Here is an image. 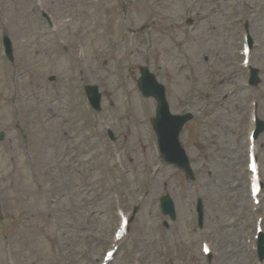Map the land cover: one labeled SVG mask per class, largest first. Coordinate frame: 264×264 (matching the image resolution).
Instances as JSON below:
<instances>
[{"label":"rangeland","instance_id":"374dc122","mask_svg":"<svg viewBox=\"0 0 264 264\" xmlns=\"http://www.w3.org/2000/svg\"><path fill=\"white\" fill-rule=\"evenodd\" d=\"M39 1L0 0V132L5 133L0 264L100 263L115 244L120 207L133 220L110 264H135L138 258L141 264H259L254 251L243 250L250 248L247 235L223 225L246 210L245 193L232 186L243 178L249 188L245 169L252 127L250 115L246 120L242 114L245 107L250 114V93L244 88L248 72L236 66L243 65L242 45L236 49L238 42L225 28L232 0H140V8L131 7V23L146 25L136 57L125 50L122 32L112 38L117 44L112 50L98 29L99 16L83 15L76 0H44L43 9L55 17L56 31H50ZM257 1L249 0L251 9L256 7L249 18L242 15L253 20L249 29L258 44L250 60L261 71L254 96L264 92V26L257 20L264 6ZM125 2L131 3L105 0L103 9L111 14ZM188 3L206 19L185 36L174 23L184 17ZM240 26L243 30L244 23ZM4 34L14 45V65L1 52ZM180 38L184 48H176ZM154 39L169 55L160 61L162 71L150 50ZM143 66L166 86L172 111L187 104L195 113L181 136L197 177L193 182L177 167L159 163L150 125L157 104L138 88ZM85 84L99 86V111L87 105ZM207 89H216L215 95H206ZM208 102L213 113L203 116ZM260 105L264 116V99ZM108 128L115 134L113 143ZM256 149L263 176L264 134ZM167 194L175 201V221L160 209ZM197 197L205 204L203 229L196 225ZM250 221L248 238L254 237L252 212ZM204 240L211 246V261L203 252Z\"/></svg>","mask_w":264,"mask_h":264},{"label":"water","instance_id":"95a60500","mask_svg":"<svg viewBox=\"0 0 264 264\" xmlns=\"http://www.w3.org/2000/svg\"><path fill=\"white\" fill-rule=\"evenodd\" d=\"M12 56V55H11ZM140 89L146 96H154L159 101V108L157 110L156 118L153 121L154 128L158 134L159 141L165 157L169 162L175 163L183 167L188 175L192 176L189 168V161L180 145L178 134L187 118H179L170 114L169 106L166 101L164 87L158 84L152 75L146 70L142 71V78L140 80ZM88 92L92 93V100L99 101L100 95L97 88H88ZM4 134H0V139ZM162 206L166 214H171L174 218V204L170 197H165L162 201ZM264 257V255H263Z\"/></svg>","mask_w":264,"mask_h":264}]
</instances>
